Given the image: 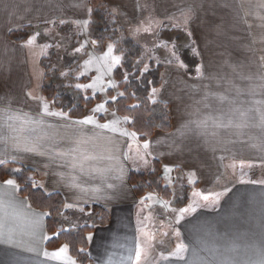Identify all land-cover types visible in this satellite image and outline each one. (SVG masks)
I'll use <instances>...</instances> for the list:
<instances>
[{
	"label": "crops",
	"instance_id": "0c3cea01",
	"mask_svg": "<svg viewBox=\"0 0 264 264\" xmlns=\"http://www.w3.org/2000/svg\"><path fill=\"white\" fill-rule=\"evenodd\" d=\"M178 4L179 12L191 9L193 20L227 23L223 35L213 32L212 37L245 38L247 30L240 26L246 25L254 45L248 42L250 51L244 53L214 50L196 64L199 77L177 73L171 89L175 97L171 131H157L142 142L128 127L126 131L102 127L108 125V117L104 124L98 122L95 111L78 120L54 108L42 93L44 71L36 55L31 61L32 45L9 36L27 23L44 21L46 15L69 11L68 6L88 7V0H0V166L10 165L13 173L21 166L34 169L38 186L62 194L66 212L93 204L108 209L109 224L95 226L87 234L92 264H264V182L260 181H240L214 191L217 195L209 196L220 199L213 207L194 208L188 202L176 209L175 220L163 224L170 234L160 242L162 250L142 252L147 247L138 234L147 225L142 218L138 224L136 215L145 196L136 197L129 181L132 170L149 172L153 160H158L165 181L175 169L199 168L200 150L264 149V0H179ZM90 116L91 123H83ZM203 121L213 133L199 130ZM139 142H150L151 148L143 171L133 166L138 159L128 154L130 145ZM240 155L250 158L247 152ZM8 180L15 181L11 176L0 180V264H78L67 245L46 247L51 237L48 214L32 208L16 181L9 185ZM65 246L61 256L52 255ZM181 247L184 250L177 255Z\"/></svg>",
	"mask_w": 264,
	"mask_h": 264
},
{
	"label": "rangeland",
	"instance_id": "374dc122",
	"mask_svg": "<svg viewBox=\"0 0 264 264\" xmlns=\"http://www.w3.org/2000/svg\"><path fill=\"white\" fill-rule=\"evenodd\" d=\"M106 1L108 3L107 22L110 29L108 40L104 45L94 39L95 20L87 5L68 6L67 12H61L60 15L51 13L46 15L47 19L44 21L27 23L19 29H25V34L28 36L25 40L35 37L28 50L31 61L33 62L36 55L43 66V85L54 87L57 95L68 93L75 98L80 95L101 94L102 102L96 103L87 114L92 115L95 111L98 116L102 115L103 120L98 118V122L103 124L108 117V128L112 130L116 128L126 131L128 123L127 118L120 116L105 104L106 101H115L116 94L119 93L113 72L124 60V37L131 38L143 49L142 55L136 59L141 73L149 70L152 64L163 66L162 87L151 89L149 98L152 101L164 99L163 102L170 105L172 112L175 109V97L171 89H174L177 73L182 74L184 78L199 77L201 71L195 69L196 64L211 57L210 53L214 50L244 53L250 51L248 42L254 45V39L250 38L249 28L247 29L246 25L240 26L241 29L247 30L245 38L210 36L213 32L223 35L221 29L227 26V23L193 20L196 16L192 15L191 9L178 11L179 0ZM243 43L245 45H242ZM109 47L112 49L111 54L106 55ZM173 51L179 59L172 55ZM245 55L248 57V54ZM113 57H119L120 63L115 64ZM91 73L89 82L83 80ZM89 85L92 87H88ZM108 89L112 90L115 99L107 94ZM101 105L103 107H100ZM89 118L93 119L92 116ZM206 121H203L204 125H199L202 127L199 129L201 132L208 127ZM146 144L147 147H145ZM215 145H218V142ZM149 151H151L150 142L143 145L140 142L138 145L135 143L130 145L128 154L138 159L137 165H133L138 170H147L150 160ZM200 152L199 168L184 171L175 169L165 181L162 177L163 184L172 191L170 200L163 199L157 193L147 192L143 203L138 205L137 223H141L142 218V222H146L147 225V228L139 229L138 234L141 243L147 247L142 252L154 253L162 250L160 242L166 238L165 234H170L163 224L175 220V211L180 208L176 202L182 201L186 185L190 187L187 205L195 208L215 206L220 197L209 195L217 193L214 191L238 185L240 181L264 182V149L256 151L208 149L200 150ZM240 152H247V157L250 158L241 157ZM62 211L58 220L59 225L64 229H75L91 216L86 208L74 210L78 214Z\"/></svg>",
	"mask_w": 264,
	"mask_h": 264
},
{
	"label": "trees",
	"instance_id": "16d2710c",
	"mask_svg": "<svg viewBox=\"0 0 264 264\" xmlns=\"http://www.w3.org/2000/svg\"><path fill=\"white\" fill-rule=\"evenodd\" d=\"M88 8L95 20L93 24L94 39L104 45L108 40L110 29L107 22L108 15L106 14L108 3L106 0H88ZM9 36L14 41H22L28 37L24 28L12 30ZM123 45L125 48L124 60L113 72V78L118 84L119 93L116 94L115 101H106L105 104L109 109L127 118L128 129L134 132L140 141L144 142L157 131L170 132L172 129L169 104L159 100L152 101L149 98L151 89L158 88L162 84L161 72L163 66L152 64L149 70L141 73L136 59L142 55V47L128 37H124ZM91 76L92 73L90 76L84 77L83 80L89 82ZM55 92L52 86L43 85L42 87V93L46 100L51 101L56 109L72 119L84 118L89 109L103 100V96L99 93L87 94V96L80 95L75 98L72 94L57 95ZM107 94L110 97L114 96L111 89H108ZM97 117L103 120L102 115ZM8 166L10 165L0 166V180L4 181L8 176L14 178L19 186V193L27 199L30 206L48 214L46 229L51 237L46 241V247L58 248L60 245L65 244L68 247L69 255L78 264H92L88 254L87 234L93 231L95 226L109 224L110 213L108 209L99 204L87 206L86 210H89L91 214L89 220L75 229H64L59 225L58 220L64 208L62 194L58 192L47 193L38 186V173L34 169L21 166L18 172L13 173ZM152 167L149 172L137 170L130 172L129 181L136 197H144L147 192H153L165 200H170L173 194L171 189L162 182L160 162L153 160ZM189 188V185L185 186L182 201L178 200L176 202L179 207L187 204ZM70 213L78 214L75 211H70Z\"/></svg>",
	"mask_w": 264,
	"mask_h": 264
},
{
	"label": "snow or ice",
	"instance_id": "6c2138e0",
	"mask_svg": "<svg viewBox=\"0 0 264 264\" xmlns=\"http://www.w3.org/2000/svg\"><path fill=\"white\" fill-rule=\"evenodd\" d=\"M34 40H35V37H32V38H30V39L28 40V43L31 44V43L34 42ZM173 47H175V46H173ZM111 51H112V49H111V47H109V51H108V53H107L106 55H110V54H111ZM172 55H173L176 59H179V57L176 56L175 51H173ZM113 61H114L115 64H119V63H120V58H119V57H113ZM77 87H80V85H77ZM88 87H92V85H89ZM153 91H155V90H153ZM113 99H115V97H113ZM100 107H103V105H101ZM45 111H47V106H45ZM52 115H57V113H52ZM83 123H91V120H90V119H89V120H85V121H83ZM102 127H108V125H103ZM145 147H147V144L145 145ZM6 183L9 184V185H15V181H14V180H8ZM193 210H194V209H193ZM181 211L184 212V211H187V209H184V210H181ZM183 250H184V249H183L182 247L179 248V249L177 250V255H179V253L182 252ZM66 251H67V248H66V246H65V247L61 248L58 252L52 253V255H53V256H56V257H59V256H61L63 253H65ZM45 255H48V253H45ZM136 255H137V259L139 260V257H140L139 247H138V249H137V253H136ZM72 264H74V262H72Z\"/></svg>",
	"mask_w": 264,
	"mask_h": 264
}]
</instances>
